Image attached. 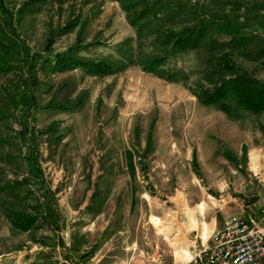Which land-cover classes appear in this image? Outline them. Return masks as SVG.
<instances>
[{
    "label": "rangeland",
    "instance_id": "obj_1",
    "mask_svg": "<svg viewBox=\"0 0 264 264\" xmlns=\"http://www.w3.org/2000/svg\"><path fill=\"white\" fill-rule=\"evenodd\" d=\"M27 1L0 0V41L25 46L29 53L12 61L13 70L0 73V104L12 113L0 123V186L29 176L25 155L31 149L42 176L0 190V264H186L194 248L213 243L219 229L213 218L221 223L227 209L246 208L258 198L251 192L248 153L253 144L264 148V112L243 111L231 119L214 105H203L195 92L208 86L204 71L214 62L198 50L170 54L158 73L138 64L106 75L53 70L45 57L79 42L84 45L79 54L90 59L120 61L122 46L136 53V28L118 0H40L25 7ZM67 25L71 29L65 30ZM143 50L153 53L149 46ZM235 60L264 80L260 61ZM24 90L42 105L81 96L84 103L73 110L22 114L9 95ZM50 124L58 132L48 137L40 131ZM58 134L63 138L52 139ZM47 198L57 211L58 230L44 222L22 231L6 216L8 208L26 210ZM203 200L207 206L201 212ZM152 215L171 229V237L184 234L179 256L171 248L152 261L147 241H139Z\"/></svg>",
    "mask_w": 264,
    "mask_h": 264
},
{
    "label": "trees",
    "instance_id": "obj_2",
    "mask_svg": "<svg viewBox=\"0 0 264 264\" xmlns=\"http://www.w3.org/2000/svg\"><path fill=\"white\" fill-rule=\"evenodd\" d=\"M37 1L40 0H29L24 5L26 7ZM118 1L127 12L129 22L136 28L139 41V50L136 53L122 46L123 59L120 61L90 59L79 54L84 48L79 42L65 51L56 53L54 57L47 55L45 64L57 71L81 68L104 75L138 64L148 72L158 73L170 54L198 50L214 62L213 67L204 71L203 79L208 86L199 85L195 92L203 105H214L231 119L239 117L243 111L254 114L264 112V80L242 68L235 60L237 56L264 64V0ZM69 29L71 26L67 25L65 30ZM144 46L153 48V53L146 55ZM0 47V73L13 70L12 61L21 57L24 51L27 56L29 54L27 47L15 42L0 41ZM37 57L43 58L41 55L32 56V59ZM167 76L169 79L174 78L171 74ZM24 87L26 85H20L19 88ZM68 87V83L63 86L66 89ZM9 100L17 110L22 108V114L40 108L73 110L80 108L84 103V97L81 96L72 103L58 101L42 105L34 94L26 90L9 95ZM11 114L9 106L0 104V123ZM260 128L264 133L263 123ZM40 132L49 137L52 132L57 134L58 130L54 124H50ZM62 138L63 135L58 134L52 139ZM151 146L150 133L147 148ZM226 155L233 157L230 151H227ZM192 162L195 172L200 175L196 154ZM25 164L29 176L14 183L7 182L0 186V190L15 189L20 184L40 181L42 167L34 149L25 155ZM31 177H34L35 181H32ZM6 216L15 228L22 231H31L38 223L44 222L53 230L60 227L57 211L49 198L44 202L37 199L35 203H30L26 210L8 208Z\"/></svg>",
    "mask_w": 264,
    "mask_h": 264
},
{
    "label": "built area",
    "instance_id": "obj_3",
    "mask_svg": "<svg viewBox=\"0 0 264 264\" xmlns=\"http://www.w3.org/2000/svg\"><path fill=\"white\" fill-rule=\"evenodd\" d=\"M186 264H264V226L235 213L215 232L211 245L194 248Z\"/></svg>",
    "mask_w": 264,
    "mask_h": 264
},
{
    "label": "crops",
    "instance_id": "obj_4",
    "mask_svg": "<svg viewBox=\"0 0 264 264\" xmlns=\"http://www.w3.org/2000/svg\"><path fill=\"white\" fill-rule=\"evenodd\" d=\"M264 135V133L262 132ZM264 157V148L262 146L252 145L248 153V169L249 174L252 177L251 184L253 185V196L258 198L254 199L253 202L246 205V208L243 204L227 209L223 213L224 219L221 223L218 222L217 218H213L211 223H214L215 229L223 226L225 220L230 217L232 211L239 213L245 217L253 218L256 222L264 226V165L262 164V159ZM235 214V213H233ZM232 215V214H231Z\"/></svg>",
    "mask_w": 264,
    "mask_h": 264
},
{
    "label": "bare ground",
    "instance_id": "obj_5",
    "mask_svg": "<svg viewBox=\"0 0 264 264\" xmlns=\"http://www.w3.org/2000/svg\"><path fill=\"white\" fill-rule=\"evenodd\" d=\"M193 194V195H192ZM193 199L196 198L197 195L195 193H192ZM199 209L201 212H204L206 210L207 202L205 200L201 201L199 204ZM192 220V224L195 226L197 223L194 219ZM147 229L144 230V238L139 239L140 240H146V247L149 250L153 251V259L152 261L156 262L159 260L160 252L162 250L168 251L169 249H173L174 255L179 256V249L182 247V243L184 242V234H177L176 237H171V229L169 228L168 230L163 229L161 227V224L159 222V218H157L155 215H152ZM180 229V228H179ZM203 236L204 238L207 236V230H208V225L204 224L203 227ZM140 238V237H139ZM138 241V239H137ZM138 246V242H137ZM144 254V252H141ZM121 261V260H120Z\"/></svg>",
    "mask_w": 264,
    "mask_h": 264
}]
</instances>
